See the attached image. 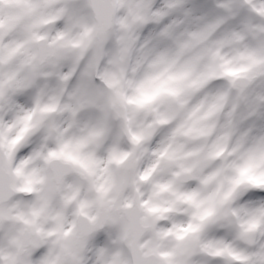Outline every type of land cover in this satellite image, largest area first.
<instances>
[{
    "label": "clouds",
    "instance_id": "1",
    "mask_svg": "<svg viewBox=\"0 0 264 264\" xmlns=\"http://www.w3.org/2000/svg\"><path fill=\"white\" fill-rule=\"evenodd\" d=\"M0 264H264V0H0Z\"/></svg>",
    "mask_w": 264,
    "mask_h": 264
}]
</instances>
